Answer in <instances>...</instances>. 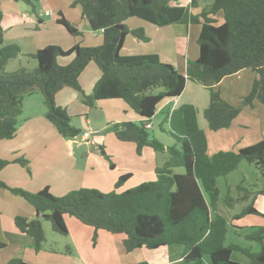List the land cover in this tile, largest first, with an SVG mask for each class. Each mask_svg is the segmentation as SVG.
Wrapping results in <instances>:
<instances>
[{"label":"trees","instance_id":"trees-1","mask_svg":"<svg viewBox=\"0 0 264 264\" xmlns=\"http://www.w3.org/2000/svg\"><path fill=\"white\" fill-rule=\"evenodd\" d=\"M15 1L34 9V0ZM74 5L81 6L83 19L92 31L103 32V44L94 48L76 45L68 50L47 46L33 55L38 68L34 76H28L23 70L5 73L7 63L19 56L20 49L4 42L0 1V143L16 136L24 100L37 92L44 98L45 118L59 134L67 140L78 138L81 131L72 125L66 110L55 102L56 94L69 87L80 93L90 108L101 100L124 101L144 123L117 124L111 129L121 140L135 143L138 154L148 146L156 152L167 153L168 161L156 169V181L121 191L132 176L126 174L119 178L110 193L84 188L55 197L48 188L32 194L11 189L0 181V188L26 200L37 213L38 218L31 221L16 218L18 230L33 238L36 251H40L45 240L41 221H51L56 232L67 235L65 218L70 216L95 230L122 236L127 254L182 245L185 264H204L207 256L212 264H239L231 259L235 252L246 255L250 264H264V227L255 228L244 236L259 244L258 253L234 242L226 244L233 221L246 216L264 218L254 207V200L250 201L255 192L242 183L236 187L238 200L230 193L222 199L218 187L220 178L238 170L245 161L260 172L261 188L256 193L264 197V141L238 152L209 156L207 136L198 124V110L190 104L182 105L165 118L169 134L180 144V149L166 148L150 138L145 128L155 117L159 104L165 99L180 97L188 81L201 84L210 93L204 118L212 132L230 128L245 107L255 102L264 106V0H214L200 16L193 15L190 7L181 6L179 0H76ZM195 5L196 0H192L191 8ZM220 12L224 19L221 24L215 18ZM131 19L159 28L202 25L198 38L199 58L189 62L187 73L183 75L155 54L122 56L121 50L129 35L140 42H149L144 29L131 30L127 26ZM58 23L70 34L82 36L63 17ZM69 57L72 58L69 64L59 63L60 58ZM91 63L100 68L102 76L92 94L86 95L79 78ZM243 70L253 71L256 79L241 105L234 107L222 99L215 87L224 78ZM102 155L110 161L103 149ZM15 162L29 168L27 160L20 158ZM9 164L0 159V172ZM111 168H114L112 163ZM176 168H183L184 173L176 174ZM231 202L248 204L230 219L219 207L223 203L231 208ZM47 211L52 213L47 214Z\"/></svg>","mask_w":264,"mask_h":264},{"label":"crops","instance_id":"crops-1","mask_svg":"<svg viewBox=\"0 0 264 264\" xmlns=\"http://www.w3.org/2000/svg\"><path fill=\"white\" fill-rule=\"evenodd\" d=\"M0 1L4 42L6 45H16L20 49L19 58L17 57L7 63L5 67L7 72L14 73L20 70L26 72L23 64L26 51H31L32 55L50 45L68 50L76 45L94 48L103 44V32H94L90 29L88 22L83 19L81 6L74 5L76 0H34V9L22 1ZM39 3L40 7H38ZM213 3L214 0H196V5L191 8L192 0H179V4L183 7H190L191 13L195 16H200ZM44 6L49 8L45 13ZM38 8H40L39 14H35ZM46 13H50V15H46ZM52 14L56 15L57 18L50 21L43 20V16H52ZM61 17L78 29L82 36L70 34L62 24L58 23V19ZM215 18L219 24L223 23L224 19L221 12ZM127 26L131 30L144 29L149 42L143 43L132 36H128L121 50L122 56L155 54L163 63L174 66L183 75L187 73L189 62H194L199 58L198 38L202 25L190 24L188 26L177 25L159 28L140 19H131L127 22ZM71 60V57L60 58L59 63L67 65ZM101 76V70L96 64L88 65L79 78V83L86 95L92 94ZM255 79L256 74L253 71L243 70L224 78L215 89L228 104L239 107L242 99L251 92ZM55 102L57 106L66 110L71 117L72 125L81 131L79 137L82 139L85 133H90L89 140L77 145L76 138L64 139L53 124L45 118L46 109L43 96L32 95L27 97L24 100L16 136L0 143V159L10 162L0 172V181L7 187L21 189L32 194L48 188L53 196L63 197L70 192L84 188L110 193L114 191L120 177L131 174V178H133L135 168L143 171V179L147 176V181H152L156 177L154 176L157 169L156 159L154 160L156 155L151 153V151H155L148 146L143 149V155L142 153L140 155L137 153V145H133L134 143L127 144L133 146L129 149H124L118 145V153L123 152L124 155L127 153L131 159L130 162L121 166L114 161L107 160L102 155L103 149L107 157H110L106 146L100 145V143H104V139L100 135L106 133L110 126L123 123L137 125L144 123L143 118L124 101L118 99L101 100L90 108L83 102L80 93L65 87L56 94ZM209 103V91L201 84L188 81L183 94L178 98L162 101L157 108L155 117L148 123H154L159 117L160 124H162L163 121L165 122L167 114L185 104L193 105L197 108L198 113L204 116V111ZM96 124L101 128L95 127ZM151 125L152 127L148 130L153 129L154 125L152 123ZM202 130L207 136L209 156L218 152H235L255 145L264 141V106L255 102L253 106L245 107L228 129L208 132V127ZM162 144L166 148L170 147L168 142ZM135 152L139 156L138 158L135 157ZM144 156L149 161H154V167L152 165L146 167L137 165L142 161L135 163L136 160L145 159L142 158ZM20 158L28 161V169L15 162ZM111 163L114 168H111ZM227 194H229L228 191ZM239 198L240 196L235 200ZM262 199H256L254 207L264 215V197ZM252 200L253 198L250 199V201ZM235 204V202H231V205ZM237 204L243 208L248 203L237 202ZM219 209L223 214H227L230 219L238 214L226 212L230 208L225 207L223 203L220 204ZM19 217L28 221L38 218L35 209L26 200L12 194L5 188H0V264H9L12 261L22 264H92L80 254H77L78 257H73V261L69 262L63 253L36 251L34 239L18 230L15 221ZM256 217L258 218V216H246L233 221L228 233L230 235L233 232L234 238L239 239V241L245 240L250 245H239L249 248L254 253L260 251V246L254 251V242L246 240L244 236L250 234L255 228L264 227V218H260L258 221L252 219ZM65 221L68 234L70 233L69 225H72L77 229L76 231L84 233L85 239L88 240L92 233L89 226H84L72 217L65 218ZM122 241L123 238H118L117 244L122 247V252L125 255L131 256L133 264H185L182 256L184 251L182 245H171L157 251L142 249L127 254ZM138 255L141 257L135 258ZM231 259L239 264H250V259L240 252L233 253ZM204 264H212L210 257H205Z\"/></svg>","mask_w":264,"mask_h":264},{"label":"rangeland","instance_id":"rangeland-1","mask_svg":"<svg viewBox=\"0 0 264 264\" xmlns=\"http://www.w3.org/2000/svg\"><path fill=\"white\" fill-rule=\"evenodd\" d=\"M34 6H35V2H34ZM36 6H37V2H36ZM38 7H40V3H39ZM43 9H44V13L46 12V10H49V8L46 6H44ZM39 12H40V8H38V11L36 10L35 14H39ZM55 18H57V16L53 15V14H52V16H43L44 21H50V20H53ZM129 36H132V35H129ZM81 42H83V40H81ZM33 54L31 55V51H26L24 59H23V64H24V67L26 68V74L28 76H34V74L38 68L37 60L35 57H33ZM18 58H19V56H18ZM5 73L11 74V72H7V70H5ZM34 95H36L38 97H42L39 92H37ZM159 119L160 118L158 117L154 121V123L151 122L154 125V127H153V129L147 130L149 137L153 138L155 140H158L161 143L168 142L170 147H177L178 149H180L181 148L180 144L177 143L176 140L173 139L171 137V135L169 134V127H168L167 123L163 121V123L160 124ZM198 124H199V127L201 130L204 128L205 129L208 128L207 122H206L203 114L198 113ZM95 127H97L98 129L101 128L98 124H96ZM111 127L112 126H110L107 129L106 133H102L100 135V137L104 139L103 140L104 143H100V145L101 146L103 145V147L106 146L107 150H109L108 155L110 156L111 161L118 163L119 166L125 165L126 163L130 162L131 159L127 153H125V155L123 152L118 153V149H119L118 145L122 148L124 147V149H129V147H133V146L127 145V144H133V142H127V140H121L117 136L115 131L111 129ZM160 127H162V129H160ZM208 132H210V130ZM75 141H76L77 145H79V143H84V141H82L81 137L76 138ZM133 145H135V143ZM238 151H235V152H238ZM143 152H141L142 155H143ZM151 153L156 155V157H154V160L156 159V164H157L156 168H162L166 164V162L168 161V154L165 152H161V151L153 152V151H151ZM103 157L105 158L104 155H103ZM135 157L136 158L139 157V156H137L136 152H135ZM142 158H145V159L136 160L135 163H138V161H142V162L138 163L137 165H139L141 167H146L148 165H152L154 167V161L153 160L149 161L146 156H144ZM174 172L176 174H183L184 169L183 168H176V169H174ZM133 175H134L133 178L129 179L127 182H125L123 184L121 190L128 189V188H130V189L135 188V187L143 184L142 182L148 183V182L156 181V177H154L152 179V181H147V179H148L147 176L145 177V179H143V176H144L143 171L142 170L139 171L136 168H135V170H133ZM154 176H156V175H154ZM241 181H243V183L246 187H250L255 192V195L253 196L254 205H255L256 199L260 200L263 197L262 195L256 193L261 188L262 179H261V175H260V172L258 171V169L254 165L249 164L248 162H245V161L242 162V164L240 165L238 170L229 174L227 177L220 178L218 180V187L221 191V197L225 198L227 196V191H228V193H230L231 197L234 200L237 199V197L240 195H239L238 191L236 190V187L238 186V184ZM240 184H242V183H240ZM235 203L236 204L233 205L226 212H228L230 214H233L234 212L239 213L243 209V208H241V205L238 206L237 202H235ZM224 215L227 216V214H225V213H224ZM68 217H70V216H67L66 219ZM260 218H262V217L258 216V218L256 217V218H252V219L253 220L256 219L258 221V219H260ZM41 222H42L45 240L42 243V247L40 250H45V251H50V252H55V253L56 252L63 253L66 255V258L68 259L69 262L73 261V257H75V256L78 257L77 254H80L81 256H83V258H86L92 264H133L132 263L133 261L131 260V256L125 255L122 252V250H123L122 247L117 244V239L123 238V237L114 236V235L109 234L108 232L100 231V230L98 231L92 227H89V229H91L92 233L90 234V237L88 238V240H86L84 233H80V232L76 231L77 229L74 228L72 225H69L70 233L68 235H63V234H60L54 230V227H53V224L51 221L42 220ZM84 226H86V225H84ZM86 227H88V226H86ZM231 229H233V228H231ZM231 242L243 244V245L247 244L245 240L239 241V239L237 240L236 238H234L233 232H231L230 235L228 234L226 244H229ZM247 245H250V244H247ZM253 246H254V251L259 249V244L254 242ZM138 257L140 258L141 255H138L135 258H138ZM74 262H76V261H74Z\"/></svg>","mask_w":264,"mask_h":264},{"label":"built area","instance_id":"built-area-1","mask_svg":"<svg viewBox=\"0 0 264 264\" xmlns=\"http://www.w3.org/2000/svg\"><path fill=\"white\" fill-rule=\"evenodd\" d=\"M46 15H50V13H46ZM145 127L148 129V128H151L152 125H151L150 123H147V124L145 125ZM89 138H90V133H85V134L82 136V140H83V141H88Z\"/></svg>","mask_w":264,"mask_h":264},{"label":"water","instance_id":"water-1","mask_svg":"<svg viewBox=\"0 0 264 264\" xmlns=\"http://www.w3.org/2000/svg\"><path fill=\"white\" fill-rule=\"evenodd\" d=\"M52 212L51 211H47V214H51Z\"/></svg>","mask_w":264,"mask_h":264}]
</instances>
